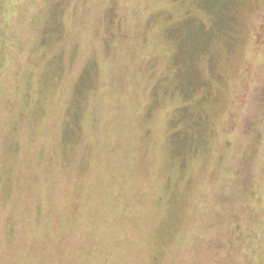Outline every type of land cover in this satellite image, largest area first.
<instances>
[{
    "label": "rangeland",
    "instance_id": "374dc122",
    "mask_svg": "<svg viewBox=\"0 0 264 264\" xmlns=\"http://www.w3.org/2000/svg\"><path fill=\"white\" fill-rule=\"evenodd\" d=\"M178 2L0 0V264H264V0Z\"/></svg>",
    "mask_w": 264,
    "mask_h": 264
},
{
    "label": "trees",
    "instance_id": "16d2710c",
    "mask_svg": "<svg viewBox=\"0 0 264 264\" xmlns=\"http://www.w3.org/2000/svg\"><path fill=\"white\" fill-rule=\"evenodd\" d=\"M179 1H180V0H179ZM20 2L23 3V0H20ZM176 3L179 4L178 0H176ZM198 3H199V2H198ZM199 4L202 5L201 3H199ZM202 7H203V9H204V12L207 14L206 17H209V18H210V17H211V12H210V10L207 9V8H206L205 6H203V5H202ZM171 13L175 14V13L172 12V11H171ZM190 15H191V14L188 13V16H190ZM194 15L197 16V17L199 18V19L196 18V20H197L199 23H201V24L203 25V21H202V18H203V17L200 16V15H198V14H195V13H194ZM168 16H169V15H168ZM168 16H167V17H168ZM193 17H194V16H193ZM163 18H165V17H163ZM178 20H179V18H176L175 21H174V23H176ZM174 26H175V25H174ZM174 30H175V29H174ZM174 33H175V32H174ZM0 37H1V36H0ZM1 43H2V42H1ZM1 43H0V58H1V57L5 58L4 55H3V53L5 52V49L2 48ZM6 62H7V61H5V62H3V63L0 64V69H3V72H5V70H6V69L4 68V65L6 64ZM8 64H9V63H8ZM4 69H5V70H4ZM9 69H10V68H8V74H9ZM0 75H1V74H0ZM77 91H78V90H77ZM77 91H76V92H77ZM9 99H10V98H8V100H9ZM28 100H29V99H27V101H28ZM6 104H7V103H5L4 105H6ZM71 126H72V125H71ZM72 128H73V126H72ZM240 174H242L241 171H240ZM257 237H258V235L255 234V233H253V232H251V233L248 234V238H249L250 240H256Z\"/></svg>",
    "mask_w": 264,
    "mask_h": 264
}]
</instances>
